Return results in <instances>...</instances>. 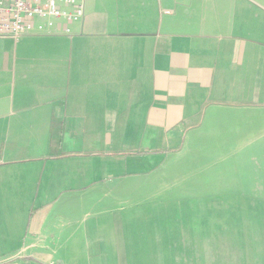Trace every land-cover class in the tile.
Listing matches in <instances>:
<instances>
[{
    "label": "crops",
    "instance_id": "obj_1",
    "mask_svg": "<svg viewBox=\"0 0 264 264\" xmlns=\"http://www.w3.org/2000/svg\"><path fill=\"white\" fill-rule=\"evenodd\" d=\"M70 29L0 38V264H264V197L182 238L135 196L191 146L264 188V0H87Z\"/></svg>",
    "mask_w": 264,
    "mask_h": 264
},
{
    "label": "rangeland",
    "instance_id": "obj_2",
    "mask_svg": "<svg viewBox=\"0 0 264 264\" xmlns=\"http://www.w3.org/2000/svg\"><path fill=\"white\" fill-rule=\"evenodd\" d=\"M203 151V149L195 150L191 146L190 150L185 148L184 151L178 152V155L165 157L163 172L152 175L151 181L145 184L142 196L135 195L136 197H144L143 200L138 199V207L142 205L146 211H152L155 214L154 216L157 215V219L153 220L149 219L150 216L147 217L146 222L144 221L147 226L144 227L153 229L154 226H157L156 223H162L159 227L162 226L165 231L169 229L168 234H171L172 228L177 227L180 228L178 235L185 238L188 234L194 233L192 231L194 226H201L200 224L205 223L199 212L200 210L205 212L207 209H201V207L207 206L210 213L232 212L236 211V208L240 209L243 205L238 202L235 203V200H230V197L236 195L264 197L263 187L239 186L241 183L238 178L240 177L235 170L237 167H253L250 163L251 160H254L253 157H248L251 160L246 163L241 162L240 159L242 158L238 162V156L234 157L231 166V163L228 162L230 159L227 156L221 154L204 155V153L199 155ZM161 153L165 154L163 151ZM255 165L261 167L260 177L255 174L256 179H260V182L264 184V155L255 158ZM250 175L252 173L249 174V178H251ZM123 194L126 196L125 193ZM222 197L226 199L221 200ZM206 200L207 204H205ZM135 206L134 200L132 207ZM133 210L135 211L134 208ZM221 218L222 216L217 217L219 222ZM172 240L173 236L169 241L173 242ZM158 254L161 255L162 253ZM155 255V252H150L149 256L153 258ZM171 263L172 251H165L164 261L150 259L147 262V264Z\"/></svg>",
    "mask_w": 264,
    "mask_h": 264
},
{
    "label": "built area",
    "instance_id": "obj_3",
    "mask_svg": "<svg viewBox=\"0 0 264 264\" xmlns=\"http://www.w3.org/2000/svg\"><path fill=\"white\" fill-rule=\"evenodd\" d=\"M87 0H0V38L71 34L83 21Z\"/></svg>",
    "mask_w": 264,
    "mask_h": 264
},
{
    "label": "trees",
    "instance_id": "obj_4",
    "mask_svg": "<svg viewBox=\"0 0 264 264\" xmlns=\"http://www.w3.org/2000/svg\"><path fill=\"white\" fill-rule=\"evenodd\" d=\"M162 151H156V152H154L155 154H162L161 153ZM165 151H163V153H164ZM141 154H148V153H139V152H130V153H128L127 155H129V156H134V155H141Z\"/></svg>",
    "mask_w": 264,
    "mask_h": 264
}]
</instances>
